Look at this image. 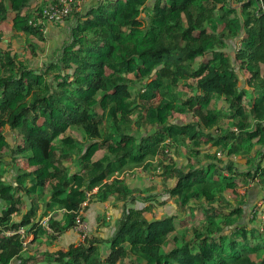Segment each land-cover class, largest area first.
Masks as SVG:
<instances>
[{
  "label": "trees",
  "instance_id": "16d2710c",
  "mask_svg": "<svg viewBox=\"0 0 264 264\" xmlns=\"http://www.w3.org/2000/svg\"><path fill=\"white\" fill-rule=\"evenodd\" d=\"M58 1L0 0V264L28 261L19 229L56 207L55 239L92 201L121 203L114 230L54 263L264 264V207L244 209L264 193V0H74L46 23ZM135 168L161 188L129 190Z\"/></svg>",
  "mask_w": 264,
  "mask_h": 264
},
{
  "label": "crops",
  "instance_id": "0c3cea01",
  "mask_svg": "<svg viewBox=\"0 0 264 264\" xmlns=\"http://www.w3.org/2000/svg\"><path fill=\"white\" fill-rule=\"evenodd\" d=\"M54 27L55 26L49 25L47 27L48 32L51 33L52 31H56L55 29H53ZM129 76H131V78H132L131 74ZM129 76H128V78H130ZM141 173L142 172H139L138 175H132V178H129L130 175H124V177H125V181H126L128 187H129V190H132V191L134 190L137 195L143 196L145 194L143 192V190H146L147 183H146L145 179L141 178V175H142ZM121 178L122 177H120V179ZM254 187L256 188L255 195L258 196V198H257L258 201H261L260 199L264 198V193L260 190L259 187H257V186H254ZM159 188H161V187H159ZM252 188L250 189L249 193H251ZM255 188H254V190H255ZM46 190H47V187H46ZM95 191H96V189L93 190V193ZM165 198L166 197H163V198L159 197L158 202L163 203L164 202L163 199H165ZM85 204L87 205V202ZM86 205H85V207H87ZM170 205H171L170 207H169V205L164 206V207H159L157 209V211H159V212H157V213L160 215V213H164V212L169 213V208L175 209L176 206L174 203L171 202ZM119 206L121 207V203H118L117 207L113 208L112 204L110 202L100 204L98 202L92 201L88 205L86 210L83 209L84 210L83 215H84V219L88 225L89 233H94L98 237H101V238H106L108 235H110L112 233V231L114 230V226L111 229L110 234H108L106 228L105 227L102 228L99 225L102 223H103V225L105 224L103 217L107 218V220L113 219V222L116 218V221H117L119 216H120ZM110 208H113L112 209L113 212H114V210L117 211L116 216L113 213H112V215L109 213ZM48 215L49 216H46L45 218L49 217L50 227L54 221L59 222L60 226L64 225L65 222H64V212L63 211H59L56 209V207H54V209H51V212ZM12 217L14 218V220L17 218L16 215H13ZM113 217H115V218H113ZM41 220H42V218L39 219L38 222H40ZM39 228L40 229L37 228V230L35 232H31L29 234L26 233V237H27L26 239L28 240V247L27 248L32 250V252L31 251L27 252V250H26V253L24 254V255H26V258L28 259V261L24 260L26 264H56L53 262V258H54L53 254L54 253H56L58 250H65L72 243L80 242L78 234L76 232H74L73 230L64 232V233L60 234V236H57V238L54 239V238H50L51 234L44 231L40 225H39ZM47 244H50L52 246V248L46 249L45 246ZM38 246H41L42 248L39 251L33 252V249L37 248ZM44 249L48 251V256H50L51 258H46L45 254H41V251Z\"/></svg>",
  "mask_w": 264,
  "mask_h": 264
},
{
  "label": "rangeland",
  "instance_id": "374dc122",
  "mask_svg": "<svg viewBox=\"0 0 264 264\" xmlns=\"http://www.w3.org/2000/svg\"><path fill=\"white\" fill-rule=\"evenodd\" d=\"M83 4H84V2H83ZM49 25H47V27H48ZM0 31H3V33L4 34H8L9 32H10V26L9 25H2V26H0ZM47 32H48V30H47ZM9 41V38H8V36H6L5 37V39H4V44H6L7 42ZM21 42V40L20 39H15L14 41H13V43H14V46H15V48H16V50H17V53L21 56V57H24V54L25 53H27V51H22L21 49H22V44L20 43ZM47 42H48V45L49 46H53L54 48H59L61 45H62V43H63V37L62 38H60V34H58L56 31H52L51 33H48L47 34ZM46 45V44H45ZM42 47H44V46H42V45H39V49L38 50H43V48ZM45 51V55L44 56H46L49 52H50V47L49 48H45L44 49ZM29 57V56H28ZM34 60H37V59H33V60H31V61H34ZM40 60H42V62H43V60H44V57H42L41 59H39V60H37V61H35V62H33V63H39L40 65H41V63L42 62H39ZM130 78H131V76H129ZM159 101H160V97L159 96H157L154 100H152V101H149V105L151 106V107H156L158 104H159ZM7 136L9 137V139H8V143L9 144H12L13 142H12V140L13 139H15L14 138V135H12L11 134V132H7ZM239 162L241 163V164H243L244 163V161H242V160H239ZM244 168H246V167H244ZM141 168H135V169H133V170H135L134 172H127L130 176H129V178H132V175H138L139 174V172H142L141 170H140ZM7 173L8 174H3V173H0V178L1 179H3V181H5V182H7V183H10V180L13 178V176H14V173H13V171H11V168L9 167V169L7 170ZM142 175H141V178H143V179H145V181H146V183H149V181L151 182V183H154V182H157V183H155V185L157 186V187H161V185H163L162 184V182H161V180L160 179H158V178H155V179H153L152 177L150 178V176H148L150 173L149 172H147V171H144V173L142 172L141 173ZM253 187V188H252ZM140 188V187H139ZM251 188H252V190H251V193H249V199H248V203H247V205L244 207V209H245V216L246 217H248V215L251 213V210L253 209V207H254V205H255V203L257 202V204L258 205H262V204H259L261 201H258V196L257 195H255V193H256V188L254 187V186H251ZM254 188H255V190H254ZM163 197H166V196H162V198ZM172 203H174V201L172 202ZM263 207H264V205H262ZM112 209L113 208H110L109 210H110V214L112 215V213L116 216L117 215V211L116 210H114V212L112 211ZM262 216H264V214L262 215ZM261 216V217H262ZM245 217V218H246ZM104 218V222H105V224L103 225V223L102 224H100L99 226L100 227H105L106 228V230H107V232H108V234H110V232H111V229L113 228V226H114V224H115V222H116V218L115 217H113V218H115V220H114V222H113V219H109V220H107V218H105V217H103ZM113 222V223H112ZM42 247L41 246H38L37 248H35V249H33V252H35V251H39L40 249H41ZM45 248L46 249H50V248H52V246L50 245V244H47L46 246H45ZM32 252V250L31 249H29V248H27V252ZM41 254H45V256H46V258H51L50 256H48V251L47 250H42L41 251ZM54 255V254H53Z\"/></svg>",
  "mask_w": 264,
  "mask_h": 264
},
{
  "label": "built area",
  "instance_id": "2783aa9c",
  "mask_svg": "<svg viewBox=\"0 0 264 264\" xmlns=\"http://www.w3.org/2000/svg\"><path fill=\"white\" fill-rule=\"evenodd\" d=\"M239 4L243 3L245 0H235ZM75 1L74 0H59L56 4L43 7L40 9V15L43 19H45L46 23L50 24H58L61 23L64 19H66L71 12L74 10ZM259 204L264 205V201H261ZM85 203L82 205L77 217L74 220V225L72 230L76 232L79 236L80 242L84 241L89 234L88 225L83 218V212ZM258 205V206H262ZM39 225L41 228L51 235H56L50 225H49V217L43 218ZM17 234L21 235L22 237V248L25 250L26 246L28 245V240L26 239V233L23 229H19Z\"/></svg>",
  "mask_w": 264,
  "mask_h": 264
},
{
  "label": "water",
  "instance_id": "95a60500",
  "mask_svg": "<svg viewBox=\"0 0 264 264\" xmlns=\"http://www.w3.org/2000/svg\"><path fill=\"white\" fill-rule=\"evenodd\" d=\"M140 17L148 20L147 17L144 14H142ZM145 82H146V80L143 81V83H145ZM136 86H137V88H140L141 87L140 84H136Z\"/></svg>",
  "mask_w": 264,
  "mask_h": 264
}]
</instances>
